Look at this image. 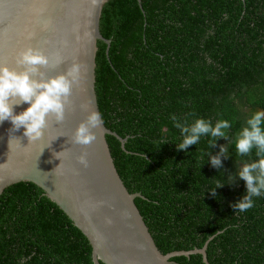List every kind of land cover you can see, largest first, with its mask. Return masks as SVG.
Returning a JSON list of instances; mask_svg holds the SVG:
<instances>
[{
    "label": "trees",
    "instance_id": "1",
    "mask_svg": "<svg viewBox=\"0 0 264 264\" xmlns=\"http://www.w3.org/2000/svg\"><path fill=\"white\" fill-rule=\"evenodd\" d=\"M108 0L100 18L95 91L115 168L162 254L201 249L208 264H264V196L240 212L235 155L246 121L264 110V0ZM232 122L228 139L178 151L172 116ZM220 146L222 167L209 163ZM217 181L225 183L216 188ZM216 188V189H215ZM213 196L210 190H214ZM173 264H206L199 254ZM0 264H93L87 239L32 183L0 196ZM102 264V263H100Z\"/></svg>",
    "mask_w": 264,
    "mask_h": 264
},
{
    "label": "water",
    "instance_id": "2",
    "mask_svg": "<svg viewBox=\"0 0 264 264\" xmlns=\"http://www.w3.org/2000/svg\"><path fill=\"white\" fill-rule=\"evenodd\" d=\"M107 1L0 0V66L23 72L17 60L29 48L49 58L48 65L36 66L34 80H50L66 74L72 64L80 66L64 120L58 123L49 116L40 140L29 142L23 129L15 131L9 121L0 124V196L11 185H36L87 239L93 264H173L171 258L195 254L208 264L207 243L201 249L165 255L156 247L134 202L144 197L127 191L106 140V136L116 138L124 150L127 138L107 129L101 118L100 127L92 129L94 142L83 146L72 140L91 111L100 113L96 55L99 41L107 45L106 53L110 45L99 27ZM42 16L47 19L41 20ZM33 31L37 35L28 39ZM28 107L21 103L14 112ZM85 153L88 167L78 163Z\"/></svg>",
    "mask_w": 264,
    "mask_h": 264
},
{
    "label": "clouds",
    "instance_id": "3",
    "mask_svg": "<svg viewBox=\"0 0 264 264\" xmlns=\"http://www.w3.org/2000/svg\"><path fill=\"white\" fill-rule=\"evenodd\" d=\"M17 63L24 66L23 72L0 66V124L9 121L15 131L23 129V136L29 142H36L44 136L49 116H54L60 123L65 117V106L69 103L73 85L80 78V66L72 64L66 74L50 80H34L36 66H46L49 58L31 48L19 54ZM28 104L29 107L20 113L14 108L19 104ZM86 107V106H85ZM174 127L180 129L182 141L177 144L178 151H185L190 146L197 145L202 137H209L210 147H215L218 139H228V130L232 122L227 119H218L215 124L211 120L198 118L190 125L181 124L176 116H172ZM102 123L101 114L91 111L85 122L79 124L72 138L78 145L87 146L96 140L92 129L99 128ZM235 140V155L248 157L255 149L256 159L245 163L240 168L238 176L245 183L246 194L233 205L236 211L245 212L254 207V197L264 196V110L254 112L246 121ZM62 153V152H61ZM60 154V153H59ZM57 154V157L59 156ZM228 149L220 146V152L213 156L207 155L209 163L214 168L222 167V157L228 158ZM87 154L78 157V163L88 167ZM217 181L216 188L225 186ZM215 188V189H216ZM214 190H210L213 196Z\"/></svg>",
    "mask_w": 264,
    "mask_h": 264
},
{
    "label": "snow or ice",
    "instance_id": "4",
    "mask_svg": "<svg viewBox=\"0 0 264 264\" xmlns=\"http://www.w3.org/2000/svg\"><path fill=\"white\" fill-rule=\"evenodd\" d=\"M47 19V17L46 16H42L41 17V20H46ZM37 35V33L35 32V31H33V32H29L28 33V39H33V38H35V36Z\"/></svg>",
    "mask_w": 264,
    "mask_h": 264
}]
</instances>
